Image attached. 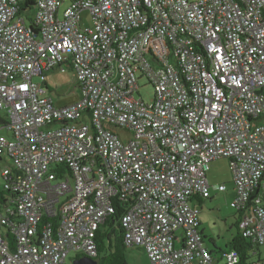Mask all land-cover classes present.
<instances>
[{
  "label": "built area",
  "instance_id": "built-area-1",
  "mask_svg": "<svg viewBox=\"0 0 264 264\" xmlns=\"http://www.w3.org/2000/svg\"><path fill=\"white\" fill-rule=\"evenodd\" d=\"M67 64L79 99L58 107L44 86ZM0 131L3 190L16 194L15 207L0 200L14 238L0 236V264L95 259L119 202L127 248L212 264L193 200L227 193L207 178L222 158L264 264V0H0Z\"/></svg>",
  "mask_w": 264,
  "mask_h": 264
},
{
  "label": "rangeland",
  "instance_id": "rangeland-1",
  "mask_svg": "<svg viewBox=\"0 0 264 264\" xmlns=\"http://www.w3.org/2000/svg\"><path fill=\"white\" fill-rule=\"evenodd\" d=\"M64 7H67L65 5ZM63 7V8H64ZM84 27H90L93 22L90 14L86 11L83 13ZM149 58V55L147 56ZM66 72H59L58 69L54 72L47 74L48 81L51 87V91L47 92L49 97H52L56 106H67L74 103L79 99V90H75L74 74L66 67ZM34 83L43 87V81L40 78L34 79ZM49 85V86H50ZM138 98H142L145 102H149L153 99L154 89L153 85L143 78L139 80V94H136ZM127 130L120 129L119 132L122 134V138L125 141L133 139L132 132H126ZM0 134L8 137L9 134L5 131H0ZM8 166V162L2 160L0 162V175ZM230 162L226 158L216 160L209 164V170L207 172V178L210 185L215 188L216 186L225 185L227 193H219L212 191L211 199H207L203 204L197 205L193 203V206L197 211L200 212L199 218L202 220L201 228L205 233L204 244L209 250L213 251V258L216 264H225L224 256L229 249L227 248L229 240H231L237 233L233 225L234 218L237 212L230 207L234 193L233 174L229 167ZM3 181L0 176V184ZM71 184H74L71 180ZM127 259L130 264H151L148 256L141 250L128 248ZM76 258L75 253H71L69 263L72 264Z\"/></svg>",
  "mask_w": 264,
  "mask_h": 264
},
{
  "label": "trees",
  "instance_id": "trees-1",
  "mask_svg": "<svg viewBox=\"0 0 264 264\" xmlns=\"http://www.w3.org/2000/svg\"><path fill=\"white\" fill-rule=\"evenodd\" d=\"M33 2L29 3V7L33 6ZM3 185L0 190V200L4 205L14 206L16 202V194L12 191L3 190ZM211 198V197H210ZM208 198V199H210ZM207 200V199H203ZM114 213L106 218L97 232L95 237L97 256L95 261L98 264H130L127 259V247L124 244V231L121 226V221L125 213L127 212L130 203H115ZM237 224L235 225L237 233L229 240L227 248L229 251H236L238 253L237 264H255L260 261L263 254L261 250L255 246L251 240L244 238L238 229L239 220L241 218V212L237 211ZM47 221V220H45ZM7 230V239L13 243V232L10 226H2Z\"/></svg>",
  "mask_w": 264,
  "mask_h": 264
},
{
  "label": "crops",
  "instance_id": "crops-1",
  "mask_svg": "<svg viewBox=\"0 0 264 264\" xmlns=\"http://www.w3.org/2000/svg\"><path fill=\"white\" fill-rule=\"evenodd\" d=\"M66 67H69V69L72 71V66H71V64H67L66 66H65V68ZM57 70V69H56ZM56 70H54V71H56ZM54 71H52V72H54ZM59 71V70H58ZM60 72V71H59ZM66 72V71H65ZM73 73V72H72ZM50 83H49V81H48V77H47V83H46V85L44 86L45 88H47L48 89V91H51L52 89H51V87H53L54 88V86L53 85H50ZM54 89H56V87L54 88ZM75 90H76V88H75ZM51 99H52V97H51ZM53 100V99H52ZM54 102V101H53ZM55 104V103H54ZM2 160H5L6 162H8L6 159H2ZM2 160H0V162H2ZM6 167H8L7 166V163H6ZM6 167L4 168V170L6 169ZM1 176V175H0ZM1 187H2V184H0V190H1ZM212 198V197H211ZM210 198V199H211ZM205 200H202V199H194L193 200V203H195V204H197V205H202L203 204V202H204ZM199 216H200V212H199ZM237 217H238V215L236 214V216H235V218H234V221H233V225H231L230 227H235V225L237 224ZM200 219V221H201V224L203 223L202 222V220H201V218H199ZM200 224V225H201ZM200 229H201V232L203 233V236L205 237V233H204V230H203V228H201L200 227ZM7 230L5 229V228H3V227H1L0 226V236H3V237H5V238H7ZM208 248V247H207ZM137 250H141V251H143L142 249H139V248H136ZM209 249V248H208ZM210 252H212L213 253V251L212 250H209ZM143 253L145 254V252L143 251ZM82 256H84V255H79L77 258H75L74 260H76V259H79L80 257H82ZM213 256V255H212ZM192 264H198V263H192ZM212 264H216L215 263V260H214V258H213V263Z\"/></svg>",
  "mask_w": 264,
  "mask_h": 264
},
{
  "label": "water",
  "instance_id": "water-1",
  "mask_svg": "<svg viewBox=\"0 0 264 264\" xmlns=\"http://www.w3.org/2000/svg\"><path fill=\"white\" fill-rule=\"evenodd\" d=\"M72 264H98L94 259L88 258V256H82L79 259L73 261Z\"/></svg>",
  "mask_w": 264,
  "mask_h": 264
}]
</instances>
